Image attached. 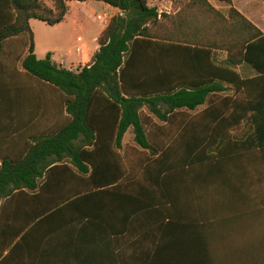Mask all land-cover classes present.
I'll list each match as a JSON object with an SVG mask.
<instances>
[{
	"label": "trees",
	"instance_id": "16d2710c",
	"mask_svg": "<svg viewBox=\"0 0 264 264\" xmlns=\"http://www.w3.org/2000/svg\"><path fill=\"white\" fill-rule=\"evenodd\" d=\"M71 1L102 2L124 12L110 20L98 38L99 51L77 71L58 66L51 53L39 60L30 24L62 23ZM218 53L225 55L223 63H217ZM244 63L264 75L263 33L234 7L224 13L208 0H173L169 13L149 0H0V65H20L38 84L39 122L50 116L51 105L58 120L48 133L39 132L22 160L0 166V217L6 219L1 251L48 214L73 204H93L101 196L138 206L142 197L155 201V191L143 183L167 168L159 157L213 154L214 143L228 137L222 120L237 117L219 111L254 110L250 91L257 80H243L236 71ZM202 106L206 110L191 116ZM178 111L186 117L180 137L158 125L174 122ZM210 119L217 130L204 129ZM196 121L203 125L191 131ZM129 131L137 148L123 144ZM190 134L191 143L185 141Z\"/></svg>",
	"mask_w": 264,
	"mask_h": 264
},
{
	"label": "crops",
	"instance_id": "0c3cea01",
	"mask_svg": "<svg viewBox=\"0 0 264 264\" xmlns=\"http://www.w3.org/2000/svg\"><path fill=\"white\" fill-rule=\"evenodd\" d=\"M208 1L224 13L234 7L264 35L263 0H232V5ZM170 4L169 10L159 12H171L173 0ZM68 5L62 23L49 26L33 19L30 24L37 58L51 53L56 62L60 56L59 65L65 67L67 60L70 70L89 64L99 51L98 38L107 25L96 17L107 10L118 15L119 10L93 1ZM94 24L100 30L89 42ZM224 60L218 53L217 63ZM236 71L243 80H257L250 91L255 108L219 111L237 117L222 120L228 137L214 143L216 152L159 157L167 168L158 171L156 181L148 176L143 183L155 191V201L142 197L138 206L101 196L93 204L70 205L32 225L3 252L6 219L0 217V264H264V75L245 63ZM37 97L38 84L21 66L0 65V166L22 160L39 132L48 133L57 124L54 105L50 116L38 121ZM204 110L202 106L190 114L199 116ZM184 112L178 111L174 122L158 125L180 137L186 129ZM200 125L191 124V131ZM218 125L210 119L204 129L217 130ZM189 137L185 141L191 143L194 136ZM180 161L185 164L176 165Z\"/></svg>",
	"mask_w": 264,
	"mask_h": 264
},
{
	"label": "rangeland",
	"instance_id": "374dc122",
	"mask_svg": "<svg viewBox=\"0 0 264 264\" xmlns=\"http://www.w3.org/2000/svg\"><path fill=\"white\" fill-rule=\"evenodd\" d=\"M170 1L171 0H149V4H150V6H152V7H157L158 9H160V10H162V11H167V10H169L170 9V7H171V4H170ZM48 4H49V6H52V3L51 2H48ZM104 13H110V14H112V16H114V13L111 11V10H107V11H104V12H102L101 13V15L102 14H104ZM98 18H100L99 16H97ZM96 17V18H97ZM102 24V23H101ZM103 26H105L104 24H103ZM92 27H93V29H90L89 31H88V40H89V42H90V40L93 38V36H95L98 32H99V30H100V27H99V25L98 24H94V25H92ZM42 34H43V36L44 35H48V31L47 30H43V32H42ZM13 45V44H12ZM15 45V47H16V44H14ZM13 45V46H14ZM17 48V47H16ZM55 60H56V64L58 65V66H61V65H59L60 63H61V58H60V56L59 57H56L55 58ZM65 63V67H70V62H68L67 60L64 62ZM20 67V65H18L17 66V68H19ZM61 67H63V66H61ZM65 67H63V68H65ZM77 69H78V66L77 67H73V68H71L70 70H73V71H77ZM40 89H41V91H43L45 94H49V91H48V89L46 88V87H44V86H41L40 87ZM153 121V123H156V120H152ZM151 129V128H150ZM149 129V130H150ZM158 133H159V131H156V130H154V131H151V134H156V135H158ZM124 145L125 146H128V147H134V148H137L136 147V145H135V143H134V135H133V133H132V131H129L126 135H125V138H124ZM134 150H136V149H134ZM134 154H137V152H134ZM145 154H147V153H145Z\"/></svg>",
	"mask_w": 264,
	"mask_h": 264
},
{
	"label": "built area",
	"instance_id": "2783aa9c",
	"mask_svg": "<svg viewBox=\"0 0 264 264\" xmlns=\"http://www.w3.org/2000/svg\"><path fill=\"white\" fill-rule=\"evenodd\" d=\"M119 14L120 15H124V12L119 10ZM115 16V15H114ZM112 16V14L110 13H104L102 15H99L100 18L97 17L98 21H100L102 24L104 25H108V23L110 22V20L114 17Z\"/></svg>",
	"mask_w": 264,
	"mask_h": 264
}]
</instances>
